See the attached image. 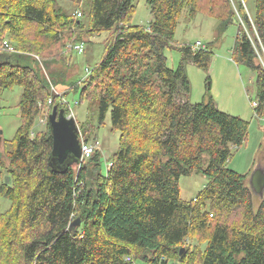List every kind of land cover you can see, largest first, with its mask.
<instances>
[{
  "label": "trees",
  "instance_id": "16d2710c",
  "mask_svg": "<svg viewBox=\"0 0 264 264\" xmlns=\"http://www.w3.org/2000/svg\"><path fill=\"white\" fill-rule=\"evenodd\" d=\"M59 1L0 0V99L22 89L21 125L0 152L10 178L0 197L12 204L0 214V264H264V198L255 209L248 176L227 167L247 142L249 122L212 98L189 102L185 65L207 70L212 53L175 41L184 11L190 20L215 18L220 34L236 26L233 59L255 73L254 113L264 118L257 52L264 50V0H255L253 14L241 0H148L146 26L132 24L134 0H62L78 5L71 12ZM101 33L100 61L67 85L66 45ZM167 50L182 54L175 70ZM60 87L79 89L101 125L110 115L120 142L105 172L98 150L80 168L50 167L48 117L54 107L71 113ZM195 173L208 182L196 199L183 200L180 178Z\"/></svg>",
  "mask_w": 264,
  "mask_h": 264
},
{
  "label": "rangeland",
  "instance_id": "374dc122",
  "mask_svg": "<svg viewBox=\"0 0 264 264\" xmlns=\"http://www.w3.org/2000/svg\"><path fill=\"white\" fill-rule=\"evenodd\" d=\"M243 1L244 9L253 14L255 0ZM136 11L132 19L133 25L146 26L152 19L148 0H134ZM59 5L65 11L71 12L78 7L77 4L69 1H59ZM236 9V5H233ZM87 12V7L83 9ZM238 15V14H237ZM239 20L241 17L238 15ZM88 25V19L84 20ZM218 21L209 16L199 14L194 20H190L186 11L183 12L177 26L175 41L178 44H188L195 46L202 43L208 46L212 53L211 64L206 70L188 61L185 65L187 77L190 82V93L187 97L191 104L208 102L211 98L215 105L223 112L233 116L241 117L249 122L247 142L238 150L233 151V156L227 163V167L240 174L247 175V184L250 187V178L256 168H264V118H259L254 113L253 103L256 101V75L248 67L237 64L233 59V50L237 37V27L230 26L224 33L218 31ZM106 38V33L87 36L82 44L84 52L77 50L67 52V62L71 67L66 70L69 83L79 84L85 77L87 69L98 63L103 55L104 47L102 41ZM66 45V50H69ZM259 62L264 66L263 47L257 49ZM167 66L175 70L179 67L182 54L178 50H167L165 52ZM59 67H61L59 65ZM72 87V85H71ZM66 87L57 88L59 95L66 93L68 108L73 114L80 133L84 140L91 145H95L100 151L101 167L106 171L107 163L116 153L120 134L112 130L110 115L107 116L104 124H100L98 109L95 106L91 109L87 97L81 101V93L67 90ZM22 96V89L15 87L11 91L4 92L0 99V152L3 149V141H12L21 125V113L19 103ZM45 120L38 123V128L44 126ZM81 129V130H80ZM86 132V133H85ZM96 150V151H97ZM207 158V156H205ZM10 180L7 172L0 166V184L8 183ZM208 182V178L203 173H195L192 176L180 178V197L183 200L191 201L197 198ZM254 195V208L257 209L261 198ZM11 202L0 197V214L7 212L11 208ZM133 264H144L137 260ZM169 264H180L170 262Z\"/></svg>",
  "mask_w": 264,
  "mask_h": 264
},
{
  "label": "water",
  "instance_id": "95a60500",
  "mask_svg": "<svg viewBox=\"0 0 264 264\" xmlns=\"http://www.w3.org/2000/svg\"><path fill=\"white\" fill-rule=\"evenodd\" d=\"M53 146L49 158L50 167L58 172H64L68 167L79 165L82 156V142L79 136V126L75 118L66 115L63 109L54 107L48 117ZM250 189L253 194L264 198V168H256L250 178ZM73 225H80L78 219ZM184 248L180 251L183 255Z\"/></svg>",
  "mask_w": 264,
  "mask_h": 264
},
{
  "label": "built area",
  "instance_id": "2783aa9c",
  "mask_svg": "<svg viewBox=\"0 0 264 264\" xmlns=\"http://www.w3.org/2000/svg\"><path fill=\"white\" fill-rule=\"evenodd\" d=\"M80 15L81 14L78 13V16H80ZM3 46L7 50H10V51L13 50V47H11L9 42H7V41L3 42ZM201 47H204V45L202 43H198L197 45H195V49H199ZM69 49L77 50L80 53L84 52L82 45H69ZM89 73H90V69H87L86 75H88ZM50 103H52V100L49 101V104ZM63 103L67 104L66 100H63ZM253 107H257V102L253 103ZM68 116L74 118L72 113H70V115H68ZM81 142H82V156H81L80 164L77 165V168H80V166L84 162H86L94 154V152L97 150V147L95 145H91L90 143L84 142L82 138H81ZM111 166H112L111 162L107 163L106 169L108 170Z\"/></svg>",
  "mask_w": 264,
  "mask_h": 264
}]
</instances>
